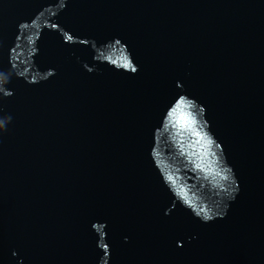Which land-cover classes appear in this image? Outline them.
I'll return each mask as SVG.
<instances>
[{
	"label": "water",
	"instance_id": "obj_1",
	"mask_svg": "<svg viewBox=\"0 0 264 264\" xmlns=\"http://www.w3.org/2000/svg\"><path fill=\"white\" fill-rule=\"evenodd\" d=\"M0 264H264V0H0Z\"/></svg>",
	"mask_w": 264,
	"mask_h": 264
}]
</instances>
